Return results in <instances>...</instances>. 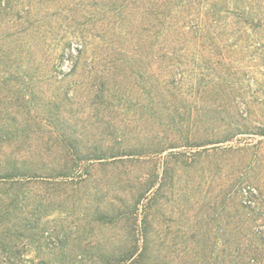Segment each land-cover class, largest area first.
I'll return each instance as SVG.
<instances>
[{"label":"trees","instance_id":"trees-1","mask_svg":"<svg viewBox=\"0 0 264 264\" xmlns=\"http://www.w3.org/2000/svg\"><path fill=\"white\" fill-rule=\"evenodd\" d=\"M50 1L0 0V264H171L155 223L179 171L212 153L232 158L233 174L264 165L258 145L231 143L264 136V119H255L264 107V0H71L72 24L96 41L94 63L84 59L74 85L88 73L94 92L46 102L35 90L48 74L39 43L53 30L31 16ZM68 45L64 59L82 52ZM85 100L109 105L112 116L99 107L87 114ZM108 164L121 168L124 194L114 208L97 204L86 222L118 226L124 240L100 260L71 259L69 236L44 220L67 209L57 201L70 192L92 186L97 195L95 168ZM245 181L214 207L217 228L200 236L195 264H264L263 192ZM58 245L59 261L42 256Z\"/></svg>","mask_w":264,"mask_h":264},{"label":"rangeland","instance_id":"rangeland-1","mask_svg":"<svg viewBox=\"0 0 264 264\" xmlns=\"http://www.w3.org/2000/svg\"><path fill=\"white\" fill-rule=\"evenodd\" d=\"M70 1L52 0L47 2V7L40 4L43 6L41 11L39 12L37 7L31 16H35L34 19L41 20L43 24L42 31L53 30L46 35L47 41L42 40L39 43L41 44L40 49L42 48L41 53L46 54L48 59L46 70L48 74H46L44 82L36 83L35 90L43 96V100L46 102H54L65 96L66 93L74 96L81 92L84 96H88L90 91L91 93L94 92V89L90 88L91 85H89L92 82L90 81L92 77H88V73L82 75L83 77L81 76V79L84 76L87 78L81 86L74 85L76 79L79 78V74L84 73V59L89 57L88 61L94 63L93 49L96 41L90 35H88V39L79 35V26L72 24V19L69 18V15L75 14V11L72 12L68 9ZM45 12H48V14H44ZM57 12L61 13L56 14ZM54 31L57 35H55ZM69 42L81 44L83 47L82 52L79 54L75 52L74 56L64 59L63 55L69 46ZM73 63L75 64L74 66H79L76 74H70ZM65 74L68 76L63 77ZM57 79H61V82L57 81ZM85 102L87 105L84 110L87 114L94 113L96 107H99L102 111L106 109L107 112L105 114L107 116L113 114V109L107 104L91 106L88 100H85ZM256 109L258 118L255 119H264V107L256 106ZM231 143L235 146L258 145L259 153L262 156L264 155V136L241 135ZM226 145L228 144H223L222 147ZM254 149L249 151V159H251ZM188 151L196 152V150ZM212 154L209 156L203 155L201 161L195 162L187 172L180 170L176 177V181H178L176 187L178 189L175 196L168 192L163 200L165 205L164 214L156 221L155 226L161 237L162 247L166 252L167 260L171 264H180L181 262L184 264L186 261L188 262L186 264H191V262L195 264V251L203 243V240H200V236L205 231H208V235L211 236V232L213 233V230L217 228L213 220L215 215L213 209L216 205L223 203V201L229 204V194L227 195V192L233 182L246 180L245 186L263 192L264 197V165L259 170L257 168L252 170V167L246 168L242 164L241 171L233 174L232 158L229 159L227 156L220 158L219 153L214 156ZM236 161H238L237 158ZM245 161L247 163L248 160ZM217 162L218 164H215ZM217 166L220 167V171ZM95 169H97L96 175L100 181L99 186L97 185L100 192L97 195H91V192L94 191L96 193L97 189L92 186L90 192H85V187L82 188L79 194L70 192L68 196L61 198V201H57L60 204L65 200L67 209H58L53 215L44 220L50 222L51 225H56L61 235H64V238L69 236L65 250L72 253L70 258L83 260L87 263L97 259L100 260L102 252L119 246L123 239V232L118 226L111 227L96 224L91 229L89 223L86 222V215L89 211H93L97 204H100L103 208H114L118 204L119 198L124 194V183L119 179L121 171L119 165L108 164L104 167L98 165ZM82 185L84 183H81ZM71 188L73 186L70 187V190ZM182 190H184L183 193ZM182 194H185L186 197L184 198ZM98 198L100 199L99 202ZM36 205L38 204L36 203ZM260 206L264 211L263 202L262 205L259 204ZM73 208L76 210H73ZM53 243L57 245L56 240H53ZM62 248L61 245H58L54 249L56 254H45L42 256L47 260L57 262L63 258L61 257L63 254ZM34 256H36V251L30 253L26 260ZM39 258L41 257H37L36 261ZM29 264L32 263L30 262Z\"/></svg>","mask_w":264,"mask_h":264}]
</instances>
